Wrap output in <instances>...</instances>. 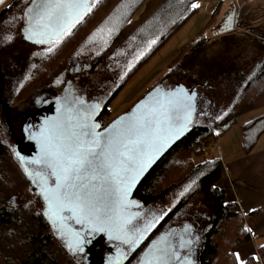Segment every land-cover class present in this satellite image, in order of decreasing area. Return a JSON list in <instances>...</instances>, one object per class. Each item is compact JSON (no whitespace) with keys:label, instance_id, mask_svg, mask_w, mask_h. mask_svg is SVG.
Masks as SVG:
<instances>
[{"label":"trees","instance_id":"trees-1","mask_svg":"<svg viewBox=\"0 0 264 264\" xmlns=\"http://www.w3.org/2000/svg\"><path fill=\"white\" fill-rule=\"evenodd\" d=\"M198 1H93L90 12L76 27V32L81 30L82 42L85 32L90 30L94 52L97 53L98 59L105 63V68L110 71L133 64L127 68L128 70L126 69L121 86L111 100L118 94L132 72L144 64L149 55L197 11L194 5ZM221 5L220 2L214 9L213 19L218 18ZM230 32L234 31L226 33ZM217 34L219 33H215ZM206 36L200 33L191 44L184 47L183 57L179 58L177 63L187 58H190L193 63H207L208 61L200 56L207 40ZM66 43V41L60 43L61 50L58 55L61 60L66 57L62 52V45ZM55 54L49 57L44 55L45 63H28L27 75L40 76L47 71L52 78L64 69L66 70L64 78L67 77L70 64L59 63L57 66L55 63L59 59L54 58ZM190 67H186L187 70L184 69L185 73L180 75V79L186 77L187 81L197 86L206 84L207 80L202 81V77H206L204 68L200 65ZM109 102L104 111L105 122L110 119L108 117ZM259 105H264V56L241 84L233 104H230L226 113L217 118L211 116L201 122H193L188 135L151 169L138 187L137 195L143 199L144 203L155 202L164 196L173 195L175 197L173 211L177 213L187 211L193 199L203 202L210 216L205 225L206 248L200 264H214L213 261L218 256L219 249L213 236L218 231H222L223 234V240H220L221 249L232 256L233 260L228 262L225 256L224 260H219L217 264H239L235 259L236 247L256 238L249 230L247 220L259 211L242 213L238 202L229 201L227 191L218 185L227 176L223 159L212 156L207 160L195 162V157L201 154L200 146L205 141H216L240 114ZM4 120V114L0 110V264H85L48 220L44 204L39 195L33 193L32 185L28 182L21 166L19 167L26 179L30 197L33 195L34 200L32 201L30 197L26 198L25 190L13 191L14 188L19 187V183L11 182L4 159L9 152L13 160L16 162L17 160L7 139L2 137L5 132ZM218 124L221 128L219 130H217ZM212 125L217 127L212 129ZM263 134L264 113L242 126V150L250 153ZM12 195L19 198L14 205L7 202L8 196ZM242 264H264V243L259 244L257 253L250 255Z\"/></svg>","mask_w":264,"mask_h":264},{"label":"flooded vegetation","instance_id":"flooded-vegetation-1","mask_svg":"<svg viewBox=\"0 0 264 264\" xmlns=\"http://www.w3.org/2000/svg\"><path fill=\"white\" fill-rule=\"evenodd\" d=\"M31 2L32 0H5L0 4V63H25L23 55H25L27 63L26 75L24 74L21 78L19 76L0 77V110L4 114V129L7 132L6 137L10 148L25 172L28 182L32 185L33 193L39 195L45 209L42 195L46 188L51 189L55 186V177L51 175L50 168L38 163L44 158L42 146L38 140H42V135L53 124L60 123L63 111L71 110L72 102L77 101V107L81 104L89 105L94 102L99 104L100 113L97 121L100 122L99 129H103L112 120L108 119L107 122L104 120L106 105L115 95L122 79L116 76V72L109 73L108 68L106 69L104 66L105 63H102L98 59L97 53L92 51L91 31L85 32L83 42L81 30L76 32L78 23L87 16L91 6L85 15L61 38L50 44H35L27 41L22 35V29L27 24L25 12ZM234 18L240 24L237 20V11ZM226 21L228 19L225 18L221 24ZM12 29L17 32L13 39L11 34L5 33ZM4 36H7V41ZM262 36L264 35H257L256 41L264 45ZM64 41L67 43L62 45V52L66 57L63 60H57L56 63L70 64L71 68L69 67L70 72L67 77L64 78L66 71L64 69H61L58 75L55 74L52 77L53 80L51 79L49 82L34 81L35 78L27 75L28 63H45L44 55L49 57L53 53L58 54L61 50L59 49L60 43ZM20 45L31 48L29 51H25L22 48L18 49ZM83 48L87 52L84 55H82ZM17 51H21V53L16 56ZM10 60H15V62ZM93 72L94 75H91ZM110 82L117 84L111 88L110 94L108 93L107 97L103 98ZM27 85L32 86L30 92L22 94ZM92 88H94V92ZM27 142L30 143L29 150L22 151ZM16 149H21L23 155H17ZM138 187L131 197L130 204L123 207V211L127 213L124 220L128 221L125 226L128 232L126 238L131 239L132 243H125V238L121 240L106 239L97 244L95 252L101 260V264H143L145 259L147 263V256L158 240L167 244L175 252L168 264H200L206 248V222L203 216L197 214L198 216L191 219L186 211L179 214L177 211H173L174 206L166 210L161 205L162 208L157 210L154 202L144 203L143 199L137 195ZM63 214L69 216L67 221L70 224H74L80 230L84 229V225L74 223L70 217L72 212L66 211ZM57 232L66 241V237L58 229ZM89 233L96 238L102 234L101 231L92 228ZM84 240L88 243L87 238ZM79 249L82 247L79 246ZM79 249L73 251L84 260L85 264L86 259L91 263L87 253Z\"/></svg>","mask_w":264,"mask_h":264},{"label":"rangeland","instance_id":"rangeland-1","mask_svg":"<svg viewBox=\"0 0 264 264\" xmlns=\"http://www.w3.org/2000/svg\"><path fill=\"white\" fill-rule=\"evenodd\" d=\"M93 1L94 0H92V2ZM222 1L223 0H199L195 4L197 11L188 18L175 33L169 36L158 49L153 51L146 61L143 62L144 64L138 66L126 79L121 90L108 104V117L110 119L125 113L151 88L160 85L163 87L165 86V88L172 87L178 83L185 84L188 88L191 86L197 92V111L193 122H201L211 116L217 118L226 113L230 104H233L234 97L239 87L264 56V45L256 41L257 35H264V0H234L231 4L230 0H224V3H222L220 7L219 19H213L212 15L214 9ZM233 10L237 11V20L240 23L236 28L237 30L231 33L215 35V31L219 26L223 25L221 24L222 21L225 18L227 19ZM5 33L11 34L12 39L14 38V34H17L15 29ZM200 33L207 35L205 37L207 40L203 46V50L207 48L204 52L201 50L202 53L200 56L208 62L193 63L190 58H187V60L179 63L180 60L177 63L179 58L183 57V48L191 44ZM4 39L7 41V36H4ZM21 48L25 51H29L31 47L20 45L18 49ZM82 51H84V48ZM92 51H94V48ZM260 51H262V53ZM20 53L21 51H17L16 56ZM85 53L87 52L84 51L82 55ZM55 55V59L61 58L58 54ZM23 58H25V63H0L2 76H4V78L10 76H19L21 78L24 74L26 75L27 63L25 55H23ZM10 61L15 62V60ZM55 64L58 66L59 63ZM132 65L133 64L130 63L124 68L121 67L115 71L109 70V73L114 74L116 72V76L122 79L125 72L128 70L127 68ZM191 65H200V67L204 68L206 77H202V81L207 80L206 84L197 86V84L187 81L186 77L180 79V75L185 73L184 69L187 70L186 67H190ZM118 70H120V72H117ZM91 75H94V72ZM33 78L36 79L34 81L39 82H49L52 79L50 73L47 71ZM162 80L164 81L162 82ZM116 84L111 82L108 84L107 93L103 95V98H106L108 93L110 94L111 88ZM193 84L194 86H192ZM120 86L121 84L119 87ZM30 87L32 86L27 85L22 91V94L28 93L27 91L30 92ZM92 90L94 92V88H92ZM263 112L264 105H259L250 111L240 114L216 141L207 140L200 146L201 154L195 157V162L207 160L212 156H218L223 159L225 164V162H234L236 156L241 152L245 154L242 150V126L244 123L251 121L258 114ZM215 127L217 126L212 125L211 128L213 129ZM219 129H221L220 125L217 130ZM6 136L7 132L5 130L2 137L7 139ZM256 149L264 151V134L252 150ZM13 161L12 155H9L8 152L7 158L4 159V163H6L7 170L10 173L9 178L12 183L18 182L20 187L17 186L18 188H14L13 191L25 190L27 194L25 196L28 199L31 193L29 194L26 179L19 167L20 165H18L19 163L17 164L16 161ZM226 178L227 177L223 178L218 183L223 189H225L223 183L227 180ZM30 199L32 201L34 200L33 195H31ZM17 200H19V198L17 199V197L15 198L12 195L8 196L7 202L10 205H14ZM154 204L157 210L162 208L161 205H163L166 210L171 209L175 205V197L173 195H167L156 200ZM238 204L240 205L242 213H244L240 201ZM186 212L191 219L195 218L194 216H198L197 214H200L203 216L206 223L209 221V210L203 205L202 201L199 202L197 199L192 200ZM213 239L217 243L219 249L218 256L214 259L213 263L217 264L219 260L223 261L225 256L228 262H231L233 260L232 256L227 255L220 247V240H223L222 231L216 232ZM254 240L249 242L252 243L249 246L246 245L249 243H245L236 247L235 259L239 264H242L249 258V256H247V258L242 257L241 251L243 247L248 246L243 249L247 251L250 250L254 252L253 255H255L258 251L259 244L264 243V237L256 239V242H254ZM238 253L240 255H238Z\"/></svg>","mask_w":264,"mask_h":264},{"label":"snow or ice","instance_id":"snow-or-ice-1","mask_svg":"<svg viewBox=\"0 0 264 264\" xmlns=\"http://www.w3.org/2000/svg\"><path fill=\"white\" fill-rule=\"evenodd\" d=\"M85 6L83 0H50L41 6L26 31L33 36L59 34ZM183 104L180 93H169L147 116L110 130L104 138L89 130L95 125L78 123L74 130L68 131L61 123L53 124L42 135V140H38L44 157L38 163L50 168L55 177V186L45 189V199L55 207L57 214L67 210L78 223H85L94 230L123 233L127 221L122 222L121 217L128 187L152 153L166 142L167 136L159 133L171 121V113ZM124 242L131 244L132 240L126 238ZM82 243L77 233L74 248L79 249ZM174 255L167 244L157 247L152 252L153 264H168Z\"/></svg>","mask_w":264,"mask_h":264},{"label":"water","instance_id":"water-1","mask_svg":"<svg viewBox=\"0 0 264 264\" xmlns=\"http://www.w3.org/2000/svg\"><path fill=\"white\" fill-rule=\"evenodd\" d=\"M5 0H0V4H2ZM50 0H32L30 5L26 10L27 16V24L22 29L23 37L35 44H50L52 41L61 38V36L68 31L78 20H80L85 13L89 10L91 6L92 0H83L85 7L79 9V16H75L70 24H68L63 32L59 34L53 32L49 35L44 36H33L30 31H26L30 28V25L33 22V18L35 14L41 10V6L45 3H49ZM236 10H233L230 16L227 18L228 21L224 22L221 28L215 33H226L228 31L234 30L237 28L238 23L235 21ZM29 36L31 38H26ZM42 41V42H37ZM2 76V70L0 67V77ZM169 93H180L183 97L184 104L178 107L175 111L171 113V121L169 124L165 125L164 128L161 129L159 135L167 136V140L163 145L159 148V151L152 153L151 159L147 161L143 170L140 172L138 176H136L135 180L131 183V186L128 187L127 195L125 196V204L129 205L131 202V197L134 194L135 190L142 182V180L146 177V175L151 171V169L184 137L188 135L191 130V125L197 111V92L193 87L188 88L185 84L178 83L172 87L164 88L161 85L156 86L149 90L144 96H142L137 103H135L128 111L125 113L113 118L107 126L103 129L100 128V122L97 121V117L100 113V106L97 102L92 104H81L77 107V102H72V109L68 111H63L60 123L68 130H74L78 123H87L88 125H95L94 128H89L90 131H93L99 134V138H104L107 136L110 130H114L115 128L122 127L124 125H128L133 123L137 118L147 116L149 114V110L158 102L163 100L167 94ZM95 106V107H93ZM5 107V106H4ZM169 126H171V130L169 131ZM154 127H156L154 125ZM29 142L26 143L25 148L22 151L29 150ZM16 154L20 156L23 155L21 149H16ZM43 201L45 203V214L47 215L48 220L51 222L52 226L58 229L65 237L67 245L72 249L74 248L75 237L78 233L83 243L80 244L82 247V252H86L91 263L86 259V264H101V260L95 252V247L97 244H100L103 240L106 239H114L121 240L125 239L128 236V232L125 229L127 223H124V232L118 233L115 230L112 232L109 231H101V235L99 237H95L90 235L89 230L91 227L84 223H78L76 217L72 213L70 217L74 220V223L77 225H84V229L80 230L74 226V224H70L67 220L69 216L64 215L63 213L67 210L56 213L55 207L45 199V193L42 195ZM65 217L61 220L59 217ZM134 216V214H133ZM132 216V217H133ZM127 217V213L123 211V215L121 217V221H125L124 219ZM131 217V216H130ZM130 219V218H129ZM127 221V220H126ZM128 222V221H127ZM93 229V228H92ZM119 235L121 238L117 239L115 236ZM88 239V243L85 242L84 239ZM161 240H158L152 247L150 253L148 254L147 263L146 259L143 264H153V256L152 252L157 247L164 246Z\"/></svg>","mask_w":264,"mask_h":264},{"label":"crops","instance_id":"crops-1","mask_svg":"<svg viewBox=\"0 0 264 264\" xmlns=\"http://www.w3.org/2000/svg\"><path fill=\"white\" fill-rule=\"evenodd\" d=\"M233 1L230 0V4ZM225 164L227 180L223 184L227 191L228 200L240 201L244 214L259 211L258 214L247 220V226L257 239L264 237V151L256 149L250 153L241 152L236 156L234 162H225ZM256 238L254 242H256ZM250 244L252 243L246 245L249 246ZM243 248L242 257L247 258V256L253 255L254 252ZM238 255L240 254L238 253Z\"/></svg>","mask_w":264,"mask_h":264}]
</instances>
